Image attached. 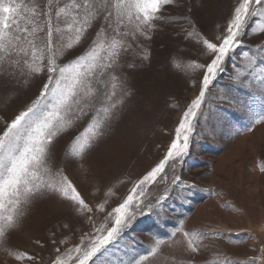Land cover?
Instances as JSON below:
<instances>
[{
  "label": "rangeland",
  "instance_id": "obj_1",
  "mask_svg": "<svg viewBox=\"0 0 264 264\" xmlns=\"http://www.w3.org/2000/svg\"><path fill=\"white\" fill-rule=\"evenodd\" d=\"M237 4L174 0L163 19L155 21V31L145 34L141 28L140 46L122 55L114 70L117 79L107 77L102 86L110 91L115 84L117 93V108L103 136L83 158L73 155V144L94 112L90 110L49 145V166L68 176L93 211L77 212L76 205L51 191L37 194L20 206L15 227L0 238V264H53L57 258L76 264V246L90 243L101 234L99 229L112 226L108 213L166 155L178 121L199 92L194 85L202 70L195 65L206 64L210 55L203 42H220ZM261 25L264 17L250 19L242 46L229 54L223 73L210 86L187 154L169 161L163 180L143 186L141 207H151L145 208V215H136L119 242L110 246V254L95 264H135L143 257L141 264H264ZM60 27L61 42H73L74 32L64 23ZM96 27L78 45L65 49L57 64L66 65L83 54ZM48 76L45 69L0 77V131L32 105ZM101 204L103 212L97 211ZM156 241L161 242L158 248ZM21 255L24 258L17 259Z\"/></svg>",
  "mask_w": 264,
  "mask_h": 264
},
{
  "label": "snow or ice",
  "instance_id": "obj_2",
  "mask_svg": "<svg viewBox=\"0 0 264 264\" xmlns=\"http://www.w3.org/2000/svg\"><path fill=\"white\" fill-rule=\"evenodd\" d=\"M173 2L0 0V77H14L18 71L22 75H34L46 69L49 73L48 81L32 105L0 131V238L15 227L20 206L44 191L56 193L76 205L77 212L93 211L68 176L49 166V145L60 132L72 126L74 120L89 116L90 110L94 112L73 144V155L83 158L93 142L103 136V129L117 108V101L113 99L117 95L116 86L113 84L110 91L102 87L105 78L117 79L114 70L122 55L140 46L141 28L145 34L155 31V21L163 19L164 10ZM256 17H264V0H238L220 42H203L210 55L206 64L195 65L202 70L198 85H194L199 92L178 121L175 138L166 155L137 182L123 202L108 213L112 226L99 229L101 234L91 238L90 243L76 246V264H95L96 259L109 255L110 246L119 242L123 230L136 215L146 214L145 208L151 205L141 207L143 186L157 183L158 178L163 180L169 161L187 154L194 121L203 115L201 106L206 101V93L223 73L229 54L242 46L245 29L250 19ZM133 22L135 26L129 27ZM62 23L74 32L73 42H61ZM94 25L96 33L86 51L66 65L57 64L59 55L78 45ZM260 32H264V25L260 26ZM249 63L254 65L255 62L250 60ZM261 80L264 82V74ZM94 84L99 87L94 88ZM223 99L229 98L224 96ZM119 103L122 104L123 99ZM164 191L166 198L167 188ZM159 202L160 198L156 203ZM97 211L103 212L104 205H99ZM160 243L156 241L157 248ZM23 258L17 256V259ZM141 260L135 264H141ZM53 264H66V259L57 258ZM250 264L259 262L253 260Z\"/></svg>",
  "mask_w": 264,
  "mask_h": 264
}]
</instances>
